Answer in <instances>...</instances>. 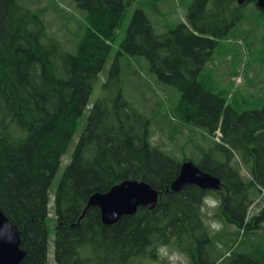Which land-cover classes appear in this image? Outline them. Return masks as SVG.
<instances>
[{
    "label": "trees",
    "instance_id": "1",
    "mask_svg": "<svg viewBox=\"0 0 264 264\" xmlns=\"http://www.w3.org/2000/svg\"><path fill=\"white\" fill-rule=\"evenodd\" d=\"M70 1L87 22L74 53L49 34L44 8L0 0V210L19 232L18 264H47L48 189L131 0ZM245 3L192 0L185 21L159 34L143 9L134 10L121 52L144 57L158 81L176 87L174 118L202 128L204 137L217 130L221 136L198 146L199 158L182 161L152 144V118L122 94L116 59L55 187V264L155 259L162 244L190 264H264V198L251 211L253 196L264 190V105L238 110L204 72L219 39L244 17ZM185 160L219 178L220 187L170 190ZM128 179L159 191L154 208L139 207L112 225L101 222L98 207L85 209L90 195ZM205 195L222 200L211 216L223 229L235 226L234 238L209 232L200 208Z\"/></svg>",
    "mask_w": 264,
    "mask_h": 264
},
{
    "label": "rangeland",
    "instance_id": "2",
    "mask_svg": "<svg viewBox=\"0 0 264 264\" xmlns=\"http://www.w3.org/2000/svg\"><path fill=\"white\" fill-rule=\"evenodd\" d=\"M18 1L31 8H44V20L49 34L59 40L66 50L71 53L75 52L76 45L87 27V22L84 14L78 11L70 0ZM191 2L192 0L126 1L123 18L116 29L115 38L111 42L110 56L94 82L87 106L78 119L71 142L62 155L60 165L48 189L47 216L45 219V226L48 230L47 264H55V187L65 166L70 161L71 153L86 125L90 109L102 95L103 84L107 80L109 71L116 59L120 67L118 78L122 94L133 108L152 118V144H157L166 153L182 161L185 157L199 158L198 146L207 147L212 139L215 141L220 139L217 133L213 137H204L202 128L192 124H184L174 118L172 111L180 95L176 87L164 85L158 81L156 76L150 72L148 62L144 57L131 56L120 50L119 44L125 35L135 9L144 10L155 33L159 34L166 32L177 23L185 21V15ZM257 10L254 2L246 1L244 17L227 35L219 39L218 45L204 67V72L212 77L217 89L225 92L227 102L238 110L260 108L264 105V15L258 13ZM233 160L238 162L240 173L247 178L248 173L239 162L237 154L234 155ZM254 197L255 201L251 211L253 207L263 202L264 190L256 193ZM202 217L210 233L223 230V240L228 237L227 231L231 236L230 232L236 229L235 226L229 224L223 229V224L220 222L221 229L213 230L211 223L215 219L212 218L211 214L203 212ZM261 236L264 240V231L260 234ZM231 237L234 238V235ZM258 237L257 234H254L252 240L258 242ZM231 243L232 241H230ZM167 246L172 251H178L171 245ZM249 247L247 245L246 249ZM221 249L225 250L224 247ZM155 253L157 255V250ZM127 264H167V261L160 260L158 256L152 259L145 255H138L130 258Z\"/></svg>",
    "mask_w": 264,
    "mask_h": 264
},
{
    "label": "water",
    "instance_id": "3",
    "mask_svg": "<svg viewBox=\"0 0 264 264\" xmlns=\"http://www.w3.org/2000/svg\"><path fill=\"white\" fill-rule=\"evenodd\" d=\"M248 0H237L243 4ZM256 6L264 11V0H256ZM220 179L203 171L191 160L181 163L178 176L170 185V190L178 192L188 185H196L204 190H216ZM159 191L147 182L128 179L113 185L106 192H95L88 198L87 207L96 206L100 210L101 222L112 225L124 215L134 214L139 207H155ZM84 209V211H85ZM20 235L17 228L0 210V264H18L24 256L19 246Z\"/></svg>",
    "mask_w": 264,
    "mask_h": 264
},
{
    "label": "clouds",
    "instance_id": "4",
    "mask_svg": "<svg viewBox=\"0 0 264 264\" xmlns=\"http://www.w3.org/2000/svg\"><path fill=\"white\" fill-rule=\"evenodd\" d=\"M222 205V200L212 195H205L201 201V211L204 213L214 214ZM222 225L219 221L213 220L211 228L220 230ZM157 256L160 260L167 261V264H190L188 257L179 251H172L167 245H160L157 249ZM220 264V262H218Z\"/></svg>",
    "mask_w": 264,
    "mask_h": 264
},
{
    "label": "built area",
    "instance_id": "5",
    "mask_svg": "<svg viewBox=\"0 0 264 264\" xmlns=\"http://www.w3.org/2000/svg\"><path fill=\"white\" fill-rule=\"evenodd\" d=\"M217 135L219 136V138H220V136H221V133H220V131L219 130H217ZM218 140V139H217ZM219 141V140H218Z\"/></svg>",
    "mask_w": 264,
    "mask_h": 264
}]
</instances>
